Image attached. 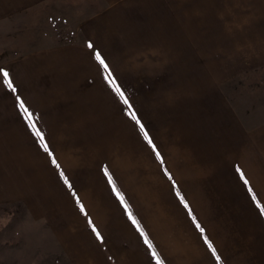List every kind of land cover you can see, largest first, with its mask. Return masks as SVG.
Segmentation results:
<instances>
[{
    "label": "crops",
    "instance_id": "obj_1",
    "mask_svg": "<svg viewBox=\"0 0 264 264\" xmlns=\"http://www.w3.org/2000/svg\"><path fill=\"white\" fill-rule=\"evenodd\" d=\"M47 1L0 0V21ZM69 5L68 40L0 61V206L45 224L68 264H156L145 238L163 264H264V120L224 92L264 65V0Z\"/></svg>",
    "mask_w": 264,
    "mask_h": 264
},
{
    "label": "rangeland",
    "instance_id": "obj_2",
    "mask_svg": "<svg viewBox=\"0 0 264 264\" xmlns=\"http://www.w3.org/2000/svg\"><path fill=\"white\" fill-rule=\"evenodd\" d=\"M69 0H50L0 21V61L36 46L68 40L75 16ZM244 124L264 120V65L240 72L224 85ZM0 264H68L45 224L23 207L0 206Z\"/></svg>",
    "mask_w": 264,
    "mask_h": 264
},
{
    "label": "snow or ice",
    "instance_id": "obj_3",
    "mask_svg": "<svg viewBox=\"0 0 264 264\" xmlns=\"http://www.w3.org/2000/svg\"><path fill=\"white\" fill-rule=\"evenodd\" d=\"M89 48H93V45L91 43L88 44ZM95 59L98 61V63L101 65L102 69L107 73V75L105 76L106 81L109 83V85L112 87L113 91L120 97L121 101L125 104L128 105V100L125 97L124 92L121 90L120 86L117 85L115 79L112 77V73L109 71V66L108 64L105 62L104 58L102 57V55L99 52L95 53ZM2 75H3V80L4 83L7 85V87L9 89H11L12 91H15L16 89L13 87V83L12 81L9 79V72L8 71H2ZM19 107L22 110V112L25 115V118L27 119V122L29 124V126L32 128L34 134L38 137L41 147L44 149L45 152H48L49 155H51V152H49V146L45 143L44 141V136L43 133L41 131H39L35 124L33 123V114L25 107L24 102L20 101L19 103ZM129 115L131 117V119H133L137 125H139L140 127V131L143 133L145 140L148 141L149 144H152V140L149 137L148 133L144 130V126L143 124H141L140 120L137 118L136 113L131 111V106L129 105ZM153 148H155V146L153 145ZM157 158H159V153H157ZM53 164H56L57 167H59V165L57 164L56 160L53 159ZM105 174L107 175V170L105 169ZM61 178L64 180V183L66 185H68L69 188H71V184L69 183L67 177L65 176V174L63 172L60 173ZM171 178V177H169ZM242 179H244L243 175L241 177ZM109 182L111 183V179H109ZM245 184H248V181L245 179L244 180ZM249 192L252 193V189L249 188ZM122 199V198H121ZM252 199L254 201L257 200V197L255 196V194L252 195ZM77 204L80 206V210L83 212L84 211V206L80 203L79 199H77ZM187 207V205H185ZM257 206L260 207L259 202H257ZM261 213L264 214V207H261ZM130 218H131V214ZM134 224H137V227L139 229V225L138 222L133 219L132 221ZM89 226L91 227L92 231L96 234L97 239H102L101 234L99 233V231L97 230V228L94 226L93 222L91 220H89ZM199 227V225H197ZM201 231H203V229H201ZM141 235L143 236L144 233L141 230ZM206 243H208V241H205ZM145 243L148 245V247L150 249H153L152 251V256L153 258L156 260V264H163V262L160 260V257L158 255V253L154 250L153 245L151 244V242L145 238ZM209 248L212 251V254L214 256H216L217 261L219 262L220 257L218 255H216V250L212 247V245L209 243Z\"/></svg>",
    "mask_w": 264,
    "mask_h": 264
}]
</instances>
